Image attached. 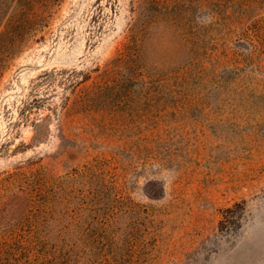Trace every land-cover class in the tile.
<instances>
[{
  "label": "rangeland",
  "instance_id": "obj_1",
  "mask_svg": "<svg viewBox=\"0 0 264 264\" xmlns=\"http://www.w3.org/2000/svg\"><path fill=\"white\" fill-rule=\"evenodd\" d=\"M157 1L0 0V264H264V0Z\"/></svg>",
  "mask_w": 264,
  "mask_h": 264
},
{
  "label": "trees",
  "instance_id": "obj_2",
  "mask_svg": "<svg viewBox=\"0 0 264 264\" xmlns=\"http://www.w3.org/2000/svg\"><path fill=\"white\" fill-rule=\"evenodd\" d=\"M160 8V4L157 0H146V2H144V4H141V12H140V18H145L148 17L146 14L152 12H158V9ZM153 17V16H152ZM147 19L146 21L144 20L143 23H140V26H136L134 29L131 30V35H130V40L132 43H134L137 40V36L140 32V30L146 25L147 23ZM33 20H30V18H26L23 19L22 21H20V23H18V21H15V23H17V27L20 29H27L30 27V25L32 24Z\"/></svg>",
  "mask_w": 264,
  "mask_h": 264
}]
</instances>
